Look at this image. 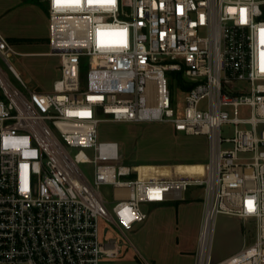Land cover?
<instances>
[{
  "label": "built area",
  "instance_id": "obj_1",
  "mask_svg": "<svg viewBox=\"0 0 264 264\" xmlns=\"http://www.w3.org/2000/svg\"><path fill=\"white\" fill-rule=\"evenodd\" d=\"M43 1L59 58L50 92L20 79L0 34V264H103L120 243L100 222L125 236L142 206L190 188L202 207L193 264H264V0ZM102 120L204 136L201 174L140 176L97 140ZM218 214L251 222L252 242L214 262Z\"/></svg>",
  "mask_w": 264,
  "mask_h": 264
},
{
  "label": "rangeland",
  "instance_id": "obj_2",
  "mask_svg": "<svg viewBox=\"0 0 264 264\" xmlns=\"http://www.w3.org/2000/svg\"><path fill=\"white\" fill-rule=\"evenodd\" d=\"M26 1H31L42 8L44 6L43 0H0V25L7 28L5 30L7 35L12 33L11 30L23 33L29 29L28 24L33 21V17L24 6ZM7 13L9 16H6ZM33 22L37 23V20ZM15 50L24 51L23 48ZM8 61L20 79L30 87L38 84L34 73L41 70L44 62L50 64L51 72L54 73L55 78L56 76L58 78L59 58L57 56L46 59L39 56L12 54ZM1 65L8 72L6 66L3 63ZM175 77L170 80V89L174 101L180 104L183 94L179 86L183 88L184 85L180 75L176 74ZM97 140L116 142L121 163L138 164L137 170L140 169V176L143 177L167 176L173 169L179 174H201L203 168L200 163H178L173 167L166 163L187 160L205 163L207 158V141L204 136H185L182 133H174L169 124L160 122L129 123L102 120L98 125ZM192 189L195 191L194 195L200 192L196 188H190L182 194L184 199L176 202L180 203L178 217L176 203L167 204L168 206L171 204V209L163 207L154 212H151V209L154 210L157 205H145L148 206V209H145L148 211H145L146 220L126 231L125 236L113 231L105 222H100L101 238L104 240L112 236L120 243L118 255L112 259H103L102 263L183 264L178 258V253L189 247H194L196 250L197 247L198 206L195 203L186 205L190 203L187 200L194 201L193 198L187 197ZM106 228L108 232L104 234ZM252 228L251 222H244L237 217L225 214L216 215L211 242L213 261H221L240 250L243 245L250 244Z\"/></svg>",
  "mask_w": 264,
  "mask_h": 264
},
{
  "label": "crops",
  "instance_id": "obj_3",
  "mask_svg": "<svg viewBox=\"0 0 264 264\" xmlns=\"http://www.w3.org/2000/svg\"><path fill=\"white\" fill-rule=\"evenodd\" d=\"M25 3L26 4H24V6L26 7V9L29 10L31 17H33V21L36 19L37 23H34L33 21L30 22L28 24L29 29L23 33L12 31L9 28L11 30L9 31L12 33H8V35L7 33H5V30L7 28L4 25L3 26L0 25V34L8 41V43L11 45L15 54L22 55V56H39V57H43L46 59L56 57L54 55L49 54V49L47 46L48 20H47V14L45 15L46 13L45 2L43 3L44 4L43 8L39 7L37 4L31 1H26ZM6 16H9V14ZM16 48H23L24 51L15 50ZM51 71H52V68L50 67V64L44 62V65L41 68V70L38 71L37 73L36 72L34 73L35 78L38 80V84L35 87L29 86L30 89L35 90L37 92H50L52 90L53 82L57 79V76L55 78L54 73H52ZM58 71H59V67H58ZM178 163H201V162L191 161V160H187L186 162L170 161L168 164H178ZM189 192L190 194H188L187 197L193 198L194 201L187 200L188 202L190 201V203L186 205L195 203V205L198 206L197 212H196L197 233H198L200 217H201V210H202L201 202L199 198L201 193L199 192L198 195H194L195 191H193V189ZM176 202L178 201H174L173 204ZM168 203H172V202H168ZM168 203L163 204V205H157L154 210L151 209V212L162 209L163 207H167L166 209H171V204H169L168 206L167 205ZM176 205H177L176 216L178 217V206L180 205V203H176ZM142 209L144 211H147L145 209H148V206H142ZM196 241H197V235H196ZM194 252H195L194 247H189L185 249L184 251H180L178 253V258L181 259L183 264H193Z\"/></svg>",
  "mask_w": 264,
  "mask_h": 264
},
{
  "label": "trees",
  "instance_id": "obj_4",
  "mask_svg": "<svg viewBox=\"0 0 264 264\" xmlns=\"http://www.w3.org/2000/svg\"><path fill=\"white\" fill-rule=\"evenodd\" d=\"M179 82H180V77L178 78ZM184 89H187V86L183 87ZM138 171H140V169H138Z\"/></svg>",
  "mask_w": 264,
  "mask_h": 264
},
{
  "label": "snow or ice",
  "instance_id": "obj_5",
  "mask_svg": "<svg viewBox=\"0 0 264 264\" xmlns=\"http://www.w3.org/2000/svg\"><path fill=\"white\" fill-rule=\"evenodd\" d=\"M249 205H251V202H250V201H249ZM249 210H250V211L253 210L251 206L249 207Z\"/></svg>",
  "mask_w": 264,
  "mask_h": 264
},
{
  "label": "bare ground",
  "instance_id": "obj_6",
  "mask_svg": "<svg viewBox=\"0 0 264 264\" xmlns=\"http://www.w3.org/2000/svg\"><path fill=\"white\" fill-rule=\"evenodd\" d=\"M154 89V88H153Z\"/></svg>",
  "mask_w": 264,
  "mask_h": 264
}]
</instances>
